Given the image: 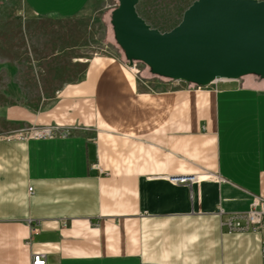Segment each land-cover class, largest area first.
Wrapping results in <instances>:
<instances>
[{"label":"crops","instance_id":"crops-1","mask_svg":"<svg viewBox=\"0 0 264 264\" xmlns=\"http://www.w3.org/2000/svg\"><path fill=\"white\" fill-rule=\"evenodd\" d=\"M21 1L49 21L93 13L102 41L52 95L4 111L0 264H264L260 235L226 233L220 214L264 198V79L134 75L111 55L108 0Z\"/></svg>","mask_w":264,"mask_h":264},{"label":"water","instance_id":"water-1","mask_svg":"<svg viewBox=\"0 0 264 264\" xmlns=\"http://www.w3.org/2000/svg\"><path fill=\"white\" fill-rule=\"evenodd\" d=\"M117 1L110 23L130 65L202 87L247 75L264 79V1L196 0L163 33L138 15L139 0Z\"/></svg>","mask_w":264,"mask_h":264},{"label":"rangeland","instance_id":"rangeland-1","mask_svg":"<svg viewBox=\"0 0 264 264\" xmlns=\"http://www.w3.org/2000/svg\"><path fill=\"white\" fill-rule=\"evenodd\" d=\"M194 1L139 0L136 11L152 29L163 33L181 22L185 10ZM117 6V0L107 1L106 13L110 14V20ZM99 23L100 19L93 13L67 21L44 20L31 15L21 0H0V124L4 125L3 114L10 105H22L42 92L52 95L62 84L83 72V67L75 62L100 51L96 47V43L102 41ZM107 26L111 34V55L127 65L126 57L115 41L111 23ZM85 27H91L93 31L88 34ZM133 63H137L139 73L127 68L132 74L139 75L143 69L149 72L143 63ZM161 78L154 75V79L164 80ZM40 101L44 102L42 97ZM23 131L19 133L30 132Z\"/></svg>","mask_w":264,"mask_h":264},{"label":"built area","instance_id":"built-area-1","mask_svg":"<svg viewBox=\"0 0 264 264\" xmlns=\"http://www.w3.org/2000/svg\"><path fill=\"white\" fill-rule=\"evenodd\" d=\"M128 68L135 74L139 73L137 63L127 64ZM50 136V132L43 130L33 135L35 138H42ZM211 176L199 175H178L171 176L167 179L170 183L175 185H192L200 182L202 179H210ZM32 191V188H29ZM224 219L221 226L226 233H247L253 232L260 235V252L262 260L264 261V198L255 197L250 205V208L242 212L224 213ZM31 264H47L45 255L33 254L31 255Z\"/></svg>","mask_w":264,"mask_h":264},{"label":"trees","instance_id":"trees-1","mask_svg":"<svg viewBox=\"0 0 264 264\" xmlns=\"http://www.w3.org/2000/svg\"><path fill=\"white\" fill-rule=\"evenodd\" d=\"M105 21H106V24L108 25H110V14L109 13H107V15H106V17H105ZM149 72H150V69H149ZM150 74H151V72H150ZM150 76H152V77H154V75L153 74H151ZM156 77V76H155ZM161 78V77H160ZM161 79H164V80H167V81H170V79H167V78H161ZM191 84V83H190ZM191 85H193V86H196V85H194V84H191Z\"/></svg>","mask_w":264,"mask_h":264}]
</instances>
